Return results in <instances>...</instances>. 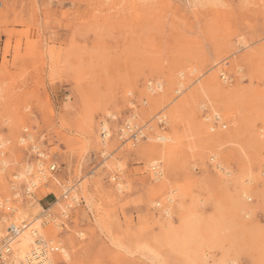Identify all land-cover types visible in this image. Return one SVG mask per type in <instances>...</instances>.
Listing matches in <instances>:
<instances>
[{"label": "rangeland", "instance_id": "obj_1", "mask_svg": "<svg viewBox=\"0 0 264 264\" xmlns=\"http://www.w3.org/2000/svg\"><path fill=\"white\" fill-rule=\"evenodd\" d=\"M263 144L264 0H0V237L38 226L52 264H264Z\"/></svg>", "mask_w": 264, "mask_h": 264}, {"label": "built area", "instance_id": "obj_2", "mask_svg": "<svg viewBox=\"0 0 264 264\" xmlns=\"http://www.w3.org/2000/svg\"><path fill=\"white\" fill-rule=\"evenodd\" d=\"M133 119L134 117L130 116V118L125 121V123L122 125V127L119 130V137L126 142L137 143L138 141L145 139L144 128H143L144 126L138 127L137 124L133 122ZM157 122L162 127L163 130L164 129L163 125L165 124L164 117L163 116L158 117ZM34 147L37 148L35 149ZM31 150L32 152L35 153V157L37 158V161L38 160L41 161L44 159V157L40 155V154H44L40 146L38 145L31 146ZM54 170H55V166L49 167V171L52 172ZM34 188H32V190L30 191H27L25 188L24 194L28 198H32ZM28 230H30V234L33 237L35 243V246L32 248L33 252H35L36 248L39 250L40 255H42V253L45 252L50 254L61 252L60 247H58L56 244H52L46 241V239L41 234H39V232L36 229L32 228V224H30L29 222L28 223H26L25 221H22L20 223L13 222L7 227L5 235L0 237V264H7L8 257L12 253L13 243L17 240L19 235H21L23 232H28ZM40 260L41 259L39 257L36 259V261H39L38 264H48V262L44 263L43 261Z\"/></svg>", "mask_w": 264, "mask_h": 264}, {"label": "bare ground", "instance_id": "obj_3", "mask_svg": "<svg viewBox=\"0 0 264 264\" xmlns=\"http://www.w3.org/2000/svg\"><path fill=\"white\" fill-rule=\"evenodd\" d=\"M135 6V5H133ZM221 12V11H220ZM219 14V13H218ZM217 15V14H216ZM224 18V17H223ZM178 75V74H177ZM181 75V74H180ZM184 78V77H183ZM175 84V82H174ZM173 80H171L168 84V90L173 88ZM161 85L160 83H158V87L161 88ZM178 86H181V83L178 82ZM156 88V87H155ZM150 89V88H148ZM152 90V89H151ZM150 90V91H151ZM178 88L175 89L176 92H178ZM203 90L208 92V94L210 95H213L217 100H225L226 99V96H223L219 91H218V84H217V81L215 79V77H211L209 78L205 83H204V86H203ZM216 117H218V115L216 114L215 115ZM214 117V116H213ZM215 119V118H214ZM101 133L103 134L102 136V142H104L106 140V137L108 135V129H107V126L104 124V122H102L101 124ZM196 132L199 134V133H202L203 132V129L202 127L200 126V128L198 130H196ZM125 134V133H124ZM157 139L160 140V141H166L167 140V137L164 136V135H158L157 136ZM210 141H214V138L213 140L211 139ZM101 142V143H102ZM264 146V144H263ZM154 165H157V163H155ZM217 165V164H216ZM37 167L38 168H41L42 167V163H38L37 164ZM158 167V166H157ZM216 167V166H215ZM44 169V168H43ZM221 169V168H220ZM31 168L28 166V169L26 171V173L30 172ZM122 170V169H121ZM155 170V169H154ZM42 171V170H41ZM157 172V171H155ZM159 173V172H158ZM45 176V175H44ZM43 176V177H44ZM158 176V175H157ZM42 177V178H43ZM19 178V176H18ZM32 184H34V182H32ZM248 184V183H247ZM35 185V184H34ZM247 187V186H246ZM68 189V188H67ZM66 189V190H67ZM70 191V190H69ZM68 191V192H69ZM245 191V190H244ZM247 191V190H246ZM49 192V191H48ZM67 194V193H66ZM72 197H74L75 195H71ZM75 199V197H74ZM35 205V204H34ZM7 209V208H6ZM16 209V208H15ZM30 209V207H29ZM49 209V208H48ZM39 210V209H38ZM33 211V210H32ZM35 212V211H34ZM44 212V211H43ZM67 214V211L65 210L64 211V214ZM111 213V212H110ZM31 214V213H29ZM37 215V214H36ZM40 217V215L38 216ZM105 217V216H104ZM34 218V217H33ZM116 219V218H115ZM6 221V217H2V219L0 218V234L4 231V222ZM109 223V222H108ZM34 226V225H33ZM106 226V225H105ZM36 227V226H34ZM34 229H38V226L37 228H34ZM110 229V228H108ZM51 242V241H50ZM114 244V243H113ZM60 245V244H59ZM35 246V243H34V240H33V237L31 236L30 234V230H28V232H23L21 235H19L18 239L13 243L12 245V253H11V256L8 257V262L7 264H38L39 261H36V259L39 257L41 260L40 261H43L44 263L45 262H48V264H52L53 261H52V258L51 256L49 255V253H42V255H40L39 253V250L36 248L35 249V252H33L32 248ZM60 250L62 251L61 255L62 257L67 260L68 258V254L67 252L62 249L60 247ZM150 255H148L149 257ZM11 257V258H10ZM147 257V255H146ZM54 259V258H53ZM148 259V258H146ZM150 261V260H149ZM160 262V261H159Z\"/></svg>", "mask_w": 264, "mask_h": 264}]
</instances>
